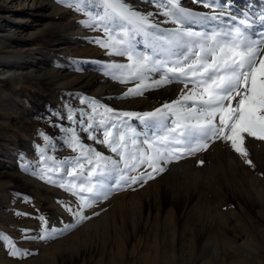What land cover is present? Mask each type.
I'll list each match as a JSON object with an SVG mask.
<instances>
[{"label": "rangeland", "instance_id": "rangeland-1", "mask_svg": "<svg viewBox=\"0 0 264 264\" xmlns=\"http://www.w3.org/2000/svg\"><path fill=\"white\" fill-rule=\"evenodd\" d=\"M43 1L40 6L29 1L23 9L15 6L14 12L4 10L0 16V235L6 238L0 240V264H264V140L246 134L243 147L251 165L230 142L209 140L206 150L162 165L165 170L155 178L98 200L84 210L90 218L76 223L66 207L78 210L79 199L60 186L75 183L78 191L79 181L68 175L74 168L79 172L76 158L81 156L69 144L72 131L84 147L119 161L106 145L89 138L91 133L103 141L105 127L116 124L118 133L129 137L128 151L138 155L132 140L147 149L142 141L146 134L154 139L155 133L119 114L154 111L179 99L159 103L163 90L173 87L181 95L193 84L186 89L185 83L173 81L124 96L141 81L122 83L113 77L127 72L108 66L127 65V54L109 55V49L95 43L97 38L107 41L104 29L82 23L88 16L75 10L76 5ZM89 3L95 6L93 15L103 11L99 0ZM127 3L141 13L153 12L152 22L160 29L176 27L165 23L167 18L150 0ZM235 3L240 11L249 10L245 3L252 4L254 13L264 11V0ZM180 6L213 12L194 0H180ZM252 18L257 20L254 30L264 32L258 16ZM151 44V37L142 33L132 40L134 52L155 56ZM1 68L20 69L21 79L16 75L8 81ZM25 73H53L58 79L45 83ZM146 76L145 83L160 79L158 72ZM106 108L113 112L106 113ZM70 112L73 120L67 119ZM88 124L92 128L83 130ZM80 163L86 177L90 166L86 159ZM49 168L55 183L33 174ZM141 171L152 169L145 165L129 175ZM70 224L75 227L55 239L38 238L45 230ZM13 244L31 255H10Z\"/></svg>", "mask_w": 264, "mask_h": 264}, {"label": "snow or ice", "instance_id": "snow-or-ice-1", "mask_svg": "<svg viewBox=\"0 0 264 264\" xmlns=\"http://www.w3.org/2000/svg\"><path fill=\"white\" fill-rule=\"evenodd\" d=\"M59 2L68 6L76 5L75 10L85 12L88 19L82 23L103 27L107 41L97 38L94 42L109 49V55L127 54V65L108 66L127 72V75L113 77L120 79L122 83L136 79L141 81L135 88H129L124 96L142 95L145 88L163 87L173 81L185 83L186 89L188 83L193 84L187 93L182 91L179 99L164 103L154 111L119 114L139 120L146 129L155 133L154 139L149 134L145 135L142 143L147 145V149L140 147L138 140H132L138 155L128 151L129 137L124 132L118 133L116 124L105 127L103 141L91 133L89 138L106 145L112 153L119 156V161L106 157L95 149L84 147L75 131H72L69 144L73 151H80L81 156L76 158L79 172L74 168L68 175L79 181L78 191L75 183L60 186L79 199L78 210L66 207L77 218V224L90 218L83 214L84 210L92 207L98 200L107 199L113 191L131 187L141 180L146 182L147 179L155 178L154 174L165 170L162 165L206 150L209 140L222 139L230 142L232 149L245 157V163L251 165L243 147L245 134L264 140V56H261L264 52V32L257 33L254 30L257 20L252 17L258 16L259 25L264 28V11L254 13L251 3L243 5L248 11H240L235 0H194L204 8H211L213 12L209 15L181 7L180 0H150L159 14L167 18L165 23L176 25L173 29L164 30L152 22L153 12L141 13L128 4L127 0H99L103 11H96L95 15L91 11L95 6L89 0ZM141 33L151 37L155 56L133 51L134 35ZM161 56L175 59H162ZM148 72H158L160 79L145 83ZM105 112L112 113L113 110L106 108ZM67 119H74L71 112ZM91 128L92 124H88V128L83 130ZM44 138L48 140V137ZM81 159H86L90 166L86 177ZM145 165L152 171L129 175ZM52 171L49 168L34 171L33 174L48 183H55L48 175ZM85 192L89 195H82ZM40 219L43 221L44 217L41 216ZM73 227L75 225L70 224L61 230H45L38 238L55 239ZM3 239L6 238L0 235V240ZM10 255L26 256L31 253H22L13 244Z\"/></svg>", "mask_w": 264, "mask_h": 264}, {"label": "bare ground", "instance_id": "bare-ground-1", "mask_svg": "<svg viewBox=\"0 0 264 264\" xmlns=\"http://www.w3.org/2000/svg\"><path fill=\"white\" fill-rule=\"evenodd\" d=\"M29 1L31 2V4H37L38 6L44 4L43 0H0V16L3 15L4 10H9L11 12H14L16 9H18L17 8L18 6H19V8L23 9L26 6V4H28ZM15 6H17V7H15ZM1 72H2L1 77L8 79V81L13 80V78L16 75H19L18 78L21 79L22 72L20 69L16 70V71H12V70H4V68H1ZM24 75L28 76V78H30V79H41L45 83H54V81L56 79H58V77L53 73L48 74V75L44 74L41 76H37L35 74L33 75L31 73H25ZM73 82L75 84V81H73ZM55 87H57V86H55ZM180 96L181 95L176 94V91L174 90L173 87H170V88L162 91L161 95L159 96V99H160L159 103L165 102V100L171 101L173 99L180 98ZM228 156L229 155L227 154L226 155L227 162H229Z\"/></svg>", "mask_w": 264, "mask_h": 264}]
</instances>
